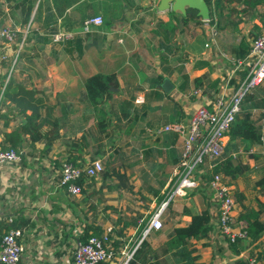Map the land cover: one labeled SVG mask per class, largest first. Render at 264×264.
<instances>
[{
	"label": "crops",
	"instance_id": "0c3cea01",
	"mask_svg": "<svg viewBox=\"0 0 264 264\" xmlns=\"http://www.w3.org/2000/svg\"><path fill=\"white\" fill-rule=\"evenodd\" d=\"M24 1L0 0V25H11L25 32L30 27L33 33L25 43L15 68L12 62L10 68L3 65L0 49V85L4 75L7 76V81L13 71L12 75L17 80L45 92L48 103L57 105L56 115L63 116L60 108L69 107L67 121L62 120L64 135L46 153L43 151V144L38 145V151L42 158L46 159V169H56L55 162H61L67 157L68 141L71 142L70 149L79 156L78 160L89 162L92 156L103 160L102 158L114 153L113 150L121 145L120 139L132 141L134 137L128 139V134L137 133L136 141L141 140L153 149L151 162L158 168L153 169L155 176L162 171L170 173L167 181L156 180L159 185L155 188L161 187L163 193L173 169L181 159L182 148V138L175 131L164 130L165 125L190 116L202 98L193 93L194 89L206 88L208 93L205 94L212 96L224 80L234 73L235 65L227 55L239 58L232 48L248 33L253 21L240 24L239 29L227 26L223 21L219 33L213 35L212 28L215 26L210 22H184L182 16L185 10L174 9L172 6L162 7V0H59V3L65 6L63 14L58 12L54 0H36L30 19L24 21L22 5L29 4L28 0L25 3ZM70 1L71 4H68ZM41 7L42 19H34L36 11H40ZM89 15H102L104 22L93 24L92 28L86 30L83 21ZM192 24H196L194 30L191 29ZM223 24L226 28L222 27ZM54 28L56 29L53 30ZM53 31L66 32L69 35L63 40H54ZM166 32H169V38H165ZM8 53L13 54V50L9 49ZM238 71L240 69L233 76L237 81L240 79ZM97 72H114L119 79L117 86L110 87L114 100L105 103V117L95 113L92 104L85 100L86 79ZM159 75L163 76L161 80H158ZM197 78H201L203 86H196ZM214 85L215 90L211 87ZM147 94H150L148 98ZM112 102L117 103L118 116H122L119 107L121 102H131V115L135 109L138 110L140 118L136 125L128 129L129 133L124 131L127 117H121L119 120L114 115L111 119L108 109ZM143 104L148 107L144 116ZM6 129L11 130L12 127ZM167 135L169 136L164 139ZM258 147L261 149L262 145L259 144ZM142 149L144 148H140L141 151ZM129 150V146L126 147L125 154ZM260 153L264 155V152ZM3 170L0 166V171ZM99 175L96 177L102 179L98 181L87 179L79 195L69 194L64 187L59 186V182L57 185L56 182H50L54 191L39 192L40 196L32 195V200L29 197L27 202L19 205L13 202L14 191L11 183L5 179L4 173H0V216L22 214L28 217L30 221L24 227L28 232L25 231L23 236L26 245V237L31 230L39 231L43 236L48 231H58L60 226L68 223L67 227H80V233L84 222H90L93 219L91 212L96 210L98 212L93 220L105 229L108 226L103 218L105 209L100 211L104 207L91 208L94 190L99 191L102 197L110 196L107 193L108 181L102 174ZM242 183L239 184L238 180L234 188L243 190L247 195L246 202L258 208L257 199L264 200V192L261 190V193H254L253 188L256 190L259 186L255 187L254 184L252 188L250 182L245 180ZM162 184L164 185L161 186ZM117 188L126 189L123 186ZM193 189L195 190L190 189L187 195L177 196L163 213L164 226L160 239L164 240V231L174 225L187 224L191 219L189 212L209 207L215 217L216 226L209 236L194 239L201 254L200 260L209 264H241L238 258L246 260L249 258L250 249L257 248L250 246L235 255H231L229 251L221 253L220 245H224L225 240L217 227L219 206L211 191L204 195L196 188ZM50 194L55 195L50 196L51 200H48ZM153 194L154 198L150 199L148 205L140 199L138 202L142 204L136 211L127 207V201L121 202L123 207L119 209L114 229L122 230L126 241L129 237L136 236L138 239L142 235L143 217L147 216L158 202L159 195ZM250 195L252 196L248 198ZM111 202L112 200L107 199V204L110 205ZM156 230L160 229H152ZM149 238L156 246L159 244L154 235ZM218 246L219 250L216 251ZM64 257L66 258V254L56 264H71L72 261L67 262ZM32 261L30 254L25 253L20 264H32Z\"/></svg>",
	"mask_w": 264,
	"mask_h": 264
},
{
	"label": "trees",
	"instance_id": "16d2710c",
	"mask_svg": "<svg viewBox=\"0 0 264 264\" xmlns=\"http://www.w3.org/2000/svg\"><path fill=\"white\" fill-rule=\"evenodd\" d=\"M26 1L27 0H25L24 3ZM206 1L210 8L209 22L215 26L217 33H219V27H221V23L223 21L226 22L225 24L227 26L230 25L235 29H239L240 24L244 22H248L249 20L253 21L248 33L243 35L239 43L232 48V51L236 55H239V58H247L251 50L253 39L264 31V0ZM28 2V5H22L24 21H28V19H30L36 0H28ZM54 2L57 6L58 12L63 14L65 6L61 5L59 0H54ZM68 4H71V1L68 2ZM89 17H92V15H89L87 18ZM36 18L38 20L42 19V7L40 11H36L34 19ZM86 19H84L83 25L85 24ZM201 19L203 21V17L199 15L198 9L193 7H187L185 14L182 16V20L184 22H200ZM226 25L223 24L222 27L226 28ZM16 29V35L11 43H6V41L3 40L0 41V49L3 54V65L8 66V68H10L11 62L15 68L25 43L33 36L30 27L27 32L18 28ZM55 29L56 28L53 30ZM54 33H56V31H53V34ZM164 36L165 38H169V32H166ZM21 43L22 46L19 50V54L13 59L14 55H9L8 51L9 49L17 51ZM247 67L248 66L237 72L240 80L244 79L247 75ZM14 68L12 70H14ZM12 72L13 71H11V75L7 81V76L4 75L0 85V93L2 92V95L0 96V148L12 147L19 151H23L22 160L20 161L23 165H25L26 159L36 154L31 152V149H37L38 145L42 143L43 151L46 153L52 145L58 141L62 135H64L62 120L66 119L67 121L69 107L66 108L65 106H62L60 108L63 116L56 115L58 110L57 105L48 103L49 99L46 97L44 91L35 87H30L24 81L17 80L12 75ZM232 77L230 85L235 87L238 86L237 78ZM162 78V75L158 76V80H161ZM200 80L201 78H197L196 86H203L201 85L203 84V81L200 82ZM118 81L119 79L114 72L106 74L97 72L86 79L85 100L92 104L95 113L97 112L100 116L105 117V111H107L105 103L108 100H114L112 99L113 91L110 87L113 85L117 86ZM215 85L211 86L214 90ZM217 90L218 88L216 91ZM203 92L208 93L206 88H204ZM209 93H211V91H209ZM149 96L150 94H147L146 97L148 98ZM130 104L131 102L119 103L122 116H118L116 113L117 103L112 102L108 109L111 119L114 115H116L119 120H121V117H127L126 128L124 130L126 132H128V129L131 126L136 125L138 119L140 118V116H138V110L136 109L134 114L131 115L133 111ZM147 108L146 104H143L142 116L146 113ZM263 119L264 82L253 87L245 94L241 103V109L237 113L236 118L227 132L229 138L223 148L221 156L217 159V165L211 168L209 165V159L206 158L205 162L199 166L197 175L200 180V185L196 187V190L204 195L207 194V191H209V189L207 190V182L214 173L223 174L226 183L236 186L241 175L240 166L237 165L238 157L242 155L243 151L249 152L252 147L262 143V136L264 135ZM8 127H12V129L7 130L6 128ZM140 132H142V129ZM162 132H164V130ZM175 132L179 136V133L177 131ZM177 135L174 136L177 137ZM168 136L169 135L164 137V139ZM123 141L124 140L120 139L119 144L121 143L122 146L119 145L113 150L114 153L110 154L105 160H102L104 169L101 174L105 180L108 178L117 179V187L123 186L128 189H132L133 185L129 183L127 171L120 169L121 165H116L114 163L118 157L124 159L126 155L124 149L128 143H124ZM136 144L139 148H145L142 152L143 155H139V157H141V159L144 157L146 159H151L153 149L148 144L142 143L141 140L137 141ZM69 146H71L70 141L67 142L68 155L65 160L84 166L87 162L78 160L79 156L75 155ZM242 148L243 151H241ZM260 152V149H257L253 152V155L264 156ZM91 158V160L95 159L94 156ZM58 162L59 161L55 162V168L61 164V162ZM91 178L92 177L84 175L80 181L83 184L87 179ZM245 181H248V178H246ZM163 185L164 184L161 186ZM254 186H259L260 191L262 190L264 192V174L255 180ZM160 188L153 190L154 193L159 195V200L162 199L164 194L161 193ZM234 192L239 206L236 220L246 221V225L242 228L246 230L247 236L238 237L233 241L225 236L223 238L225 240L224 245L220 246L219 251L221 253L229 251L231 255H235L240 254L246 248L253 246V248L257 249H250L249 258L246 260L238 258V261L241 264H250V260L254 258L259 262V264H264V200L257 199L258 208H256L246 202L247 195L243 190L236 189ZM186 210L189 209L186 208ZM189 213L191 214L190 221L187 224L174 225L171 229L164 231L166 237L164 240L160 239L157 246L153 244L152 239L149 237H152L153 235L155 237H160L163 233V227L156 231H152L151 229L141 241L139 246L135 249L130 260V264H209L200 260L201 254L194 239L209 236L210 232L214 230V227L216 226L215 217L209 207L191 211ZM149 215L150 214L143 217L141 230L142 227H145L146 220H148ZM92 218L94 219V215H92ZM93 219L90 222L87 220L84 222L80 233L75 236L76 243L77 241H84L91 234H100L104 231L103 227L101 225H97ZM28 221H30L28 217H25L22 214L0 216V249L4 234L13 227H25ZM217 227L220 231L219 224H217ZM70 232L72 233L70 230L67 232V235ZM114 232L115 234L112 235L111 242L116 249L121 250L126 246L127 238L123 235L122 230L120 229H114ZM135 243L132 246H134ZM75 248L76 245L72 249L66 251V253L72 257L71 264H73V254ZM56 255H60V251L57 250ZM97 264H111V261L102 260Z\"/></svg>",
	"mask_w": 264,
	"mask_h": 264
},
{
	"label": "built area",
	"instance_id": "2783aa9c",
	"mask_svg": "<svg viewBox=\"0 0 264 264\" xmlns=\"http://www.w3.org/2000/svg\"><path fill=\"white\" fill-rule=\"evenodd\" d=\"M209 23V18H203ZM102 15L89 17L85 20L86 30L92 28L93 24H102ZM17 29L11 25H0V41L11 43L16 35ZM212 34L217 31L212 28ZM69 34L66 32L54 33V40H63ZM207 45L209 43L207 42ZM22 46L20 44L16 51V57ZM234 63V73L229 75L220 85L219 90L206 95L203 88L193 90L203 100L195 107L187 118H182L173 123L166 124L164 130H174L182 138L181 159L173 169L170 181L163 190L164 196L157 202L155 208L150 212L149 219L143 229L142 235L136 240L134 246H127L118 250L112 244L114 225H108L100 234H91L84 241H77L73 254V264H97L99 261H115L114 264H130L135 249L147 233L155 228L164 226L163 213L177 196L185 195L190 189L200 185L197 171L199 166L208 158L210 167L217 165V159L221 156L223 148L228 140V130L237 113L241 109V103L245 94L253 87L264 82V31L258 34L252 41L251 50L245 59L230 57ZM247 67V75L238 80V86L230 85L231 77L238 69ZM2 92L0 93V96ZM263 128H264V119ZM161 132L163 130H160ZM262 148L252 147L250 153L260 149L264 152V135L262 136ZM22 152L15 148H0V166L22 160ZM104 169L103 161L95 158L84 166L74 164L72 161L63 160L59 165L61 172L59 186L64 187L69 194L79 195L82 193L83 184L80 181L84 175L96 177ZM207 188L212 192L219 206L218 224L222 235L232 241L238 237H246L247 232L242 227L246 221L236 220V208L238 205L234 186L226 183L223 174L214 173L207 182ZM25 229L13 227L6 232L2 239L0 249V264H20L23 260L27 245L23 239ZM250 264H259L252 258Z\"/></svg>",
	"mask_w": 264,
	"mask_h": 264
},
{
	"label": "rangeland",
	"instance_id": "374dc122",
	"mask_svg": "<svg viewBox=\"0 0 264 264\" xmlns=\"http://www.w3.org/2000/svg\"><path fill=\"white\" fill-rule=\"evenodd\" d=\"M199 23H203L202 19L200 20V22H198V24ZM195 28H196V24H192L191 29L194 30ZM13 55H14L13 57L14 59L16 57V51H13V54H11V56ZM191 97L189 94V98ZM201 100L202 98L200 99V102ZM133 134L134 135L128 134V139L131 136L134 137L132 138V141H127V140L123 141L124 143H128L126 147L129 146L131 150L126 152L124 159L121 157H118L116 161L114 162L116 165H121L120 169L127 171L128 176H129V183L133 185V188L132 189L126 188L125 190H122L120 188H117V183H118L117 179L108 178L107 181H108L109 188L107 187V193L110 195L109 198H107L106 195L102 197L99 191L94 190L92 192L93 200L95 202L92 200L91 208L98 209V207L99 208L104 207L100 211L105 209V212H104L105 215L103 216V218L105 220L104 222L106 225H109V224L114 225L115 222L117 221L119 217L118 216L119 209L120 207H123L121 205V202L124 203L127 201L128 202L127 207L132 208L135 211L142 203H146L148 205V202L150 201V199L154 198V196H152L154 195L153 190L157 189L155 187L159 185L156 180L165 179L167 181L170 177V173H167L165 171L159 172L158 174L159 177H163V178H158V176H155L154 170H157L158 168H156L155 164L151 162V159H146L145 157L141 159V157H139L140 153L143 152L145 148L142 149L141 151L140 148L137 147V144H136L137 138L135 136L137 133H133ZM139 134L141 133H138V135ZM30 151L36 154L33 156H30V158H27L25 165L21 164L20 161H17L16 163L14 162V163L3 165L2 167L4 168V170L3 172L0 171L1 174L4 173V175L6 176L5 179H7L8 182H10L12 185V188L14 191L13 202L19 205H23L24 202H27L29 200V197L32 200L33 196L34 197L40 196L39 192L42 193L43 191H48L49 193V192L54 191L55 190L54 186L51 183L56 182V185H57V182H59V178L61 174L59 170V166L56 167V169L54 168L51 169L50 171L46 169L45 167L46 159L42 158V154H40V152L38 151V148L33 149V150L31 149ZM107 157L102 158V159L105 160ZM237 163L241 169L239 184H243L242 181L248 178V182H250L251 187L253 188V185L255 184V180L264 174V156L262 155L255 156L253 155V153L251 154L249 152L242 153V155L238 157ZM143 164H145V166H143ZM9 168H13V170H7ZM99 179H102V178L94 176L90 180L95 182V181H98ZM44 185L46 187H44ZM259 188L260 187H257L256 190L253 188V192L257 194L261 193V191H259L260 190ZM236 189L234 188L235 191ZM26 195H31V196L26 197ZM54 195L55 194H50L47 197V199L51 200L49 199L50 196H54ZM185 195H187V193ZM251 196L252 195L248 196V198H250ZM107 199L112 200L111 202L112 204L110 205L107 204ZM114 199H115V202H114ZM140 199H142L143 202L139 204L138 201ZM160 200L158 198L157 201H160ZM114 203H117V204H114ZM172 204H173V201L170 204V206ZM113 205H116V206H113ZM236 209L237 210L239 209L238 205ZM97 212H98L97 210L92 211L91 214L96 215ZM148 214H150V212L147 213L146 215ZM237 215H238V212H236V217ZM147 221L148 220H146V222ZM108 222L110 223L108 224ZM67 224L68 223H65L62 226H60L58 228V231L56 230L48 231L47 229L48 225H46L45 228L47 229L48 233L43 236H41L39 231H35V230L30 231V234H28L26 237L27 251L25 253L30 254V258H32L33 260L32 264H56V262H58V260L62 258L64 254H66V258L64 257V260L67 262H71L72 257L71 255L67 254L66 251L75 247L76 245L75 236H77V234L79 233L80 227L75 229L74 227H71V226L67 227L68 226ZM51 226L54 227V225H51ZM69 229H71L72 233L70 232L67 235V231ZM25 231L28 232V230L26 229ZM160 237H156L157 238L156 240L159 241ZM163 237H164V234H163ZM224 237L225 236H223L222 238ZM136 240H137L136 236L129 237L127 241V249H130ZM57 250L60 251V255H56ZM217 250H219V246L216 248V251ZM222 259L223 261H227L226 258H222ZM114 262L115 261H112L111 264H114Z\"/></svg>",
	"mask_w": 264,
	"mask_h": 264
},
{
	"label": "water",
	"instance_id": "95a60500",
	"mask_svg": "<svg viewBox=\"0 0 264 264\" xmlns=\"http://www.w3.org/2000/svg\"><path fill=\"white\" fill-rule=\"evenodd\" d=\"M174 9H184L193 7L198 9L199 15L203 18H209L210 8L206 0H162V7H170Z\"/></svg>",
	"mask_w": 264,
	"mask_h": 264
}]
</instances>
